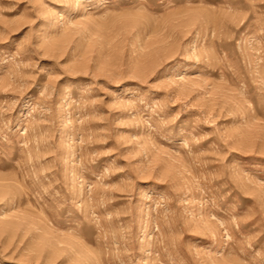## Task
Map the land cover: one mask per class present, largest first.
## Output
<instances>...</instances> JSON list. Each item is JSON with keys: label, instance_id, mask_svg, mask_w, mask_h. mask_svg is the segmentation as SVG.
<instances>
[{"label": "rangeland", "instance_id": "374dc122", "mask_svg": "<svg viewBox=\"0 0 264 264\" xmlns=\"http://www.w3.org/2000/svg\"><path fill=\"white\" fill-rule=\"evenodd\" d=\"M0 264H264V0H0Z\"/></svg>", "mask_w": 264, "mask_h": 264}]
</instances>
